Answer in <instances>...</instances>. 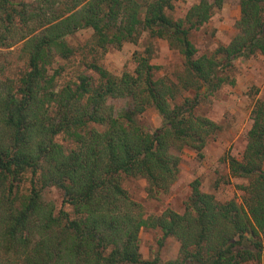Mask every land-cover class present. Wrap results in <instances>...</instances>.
Instances as JSON below:
<instances>
[{"label": "trees", "instance_id": "1", "mask_svg": "<svg viewBox=\"0 0 264 264\" xmlns=\"http://www.w3.org/2000/svg\"><path fill=\"white\" fill-rule=\"evenodd\" d=\"M176 1L0 0V49L22 43L26 59L16 81L0 80V264H158L140 255L141 229L158 230L160 247L168 238L179 244L177 257L164 264H264V100L252 111L242 157H224L230 175L246 182L239 186L242 206L217 202L194 180L183 213L144 217L122 188L125 176L144 179L149 197L167 193L181 151L201 154L220 127L195 115L198 94L174 105L173 85L153 79L148 57L135 56L133 73L117 78L100 65L101 55L146 32L179 50L184 89L203 83L210 93L235 59L264 55V0H237L236 35L219 49V59L197 58L189 33L225 0H198L174 21L166 12ZM82 30L92 31L84 64L96 80L79 73L56 87L60 68L52 75L49 69L74 55L66 39ZM3 73L0 67V79ZM122 98L130 103L115 113L107 102ZM147 107L161 118L152 133L137 122ZM59 135L75 147L65 151L55 142ZM49 187L72 213H54L43 200Z\"/></svg>", "mask_w": 264, "mask_h": 264}, {"label": "rangeland", "instance_id": "2", "mask_svg": "<svg viewBox=\"0 0 264 264\" xmlns=\"http://www.w3.org/2000/svg\"><path fill=\"white\" fill-rule=\"evenodd\" d=\"M208 1L212 3L213 0ZM197 3L198 0H178L172 4L173 9L167 11L166 15L174 21L184 19L188 10ZM239 17L237 0H225L220 8H214L209 21L189 33V39L196 49V57L219 59V49L226 47L236 35L235 24ZM66 40L75 49V53L66 61L57 59L49 69L48 74L52 75L55 69L60 68V74L55 80L56 87L74 81L79 73L96 80V75L84 64L91 56L92 31H79ZM21 44L6 50L0 49V67L4 71L0 79L2 83L16 81L26 71V59L22 56ZM146 49H150V52H146ZM138 55L149 58V64L154 67V80L162 79L173 85L174 105L183 103L185 99L192 100L198 94L195 115L212 120L220 129L208 139L201 154L189 148L181 151L177 179L167 193L149 197L144 179L122 176L121 185L124 191L132 201L140 205L144 217L159 216L167 209L183 213L191 194L190 185L194 180H198L200 189L211 194L217 202L234 200L237 205L242 206L243 192L239 190V186L246 185V182L230 175L224 157H242L252 123V111L257 101L264 100V55L257 53L248 58L235 59L230 67L219 73L224 83L212 93L207 91V86L203 83L191 90L184 89L187 71L183 56L168 41L151 39L146 32L137 43H124L120 49L110 48L100 56L99 63L109 74L120 78L123 73H133L136 67L135 56ZM5 86H8V82ZM129 103L128 98L107 102L115 113ZM137 122L149 133L161 126V118L153 107H147L138 115ZM98 130L102 131V128ZM55 142L62 145L65 151L75 147L64 135L55 137ZM28 179L29 176L24 178V185L22 182L21 190L25 191L22 190V194L26 193ZM43 200L52 203L56 214L60 209L72 213L69 207L62 205L60 192L54 187L43 191ZM160 238L161 233L158 230H140L139 252L143 260L157 258L158 264H164L177 257V241L168 238L160 247Z\"/></svg>", "mask_w": 264, "mask_h": 264}]
</instances>
